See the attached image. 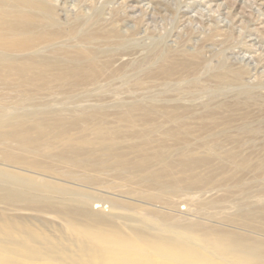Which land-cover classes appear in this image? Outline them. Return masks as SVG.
I'll return each instance as SVG.
<instances>
[{
    "label": "rangeland",
    "instance_id": "1",
    "mask_svg": "<svg viewBox=\"0 0 264 264\" xmlns=\"http://www.w3.org/2000/svg\"><path fill=\"white\" fill-rule=\"evenodd\" d=\"M156 2L128 19L126 5L142 4L66 0L46 28L40 9L22 18L37 37L0 38V233L25 236L30 264H82L64 238L88 225L71 217L137 241L222 229L264 243V0ZM37 173L52 187L8 176Z\"/></svg>",
    "mask_w": 264,
    "mask_h": 264
},
{
    "label": "bare ground",
    "instance_id": "2",
    "mask_svg": "<svg viewBox=\"0 0 264 264\" xmlns=\"http://www.w3.org/2000/svg\"><path fill=\"white\" fill-rule=\"evenodd\" d=\"M128 1L129 2L134 1L136 3H140L143 5V6L142 5H140V6H138V5L137 6L136 5H126V8L128 7L127 11H129V14L127 15L128 19H132V18L136 17L133 14L139 8L143 12H145V16L147 17L146 19H148L150 15H153L154 13L161 11L159 9L160 6L156 2L158 0H126V2H128ZM65 2H66V0H49V1H47V0H0V14H1V10H3V7L5 5H7L10 7L9 16L12 18V22H4L1 25V37L0 38L3 39L5 37L4 35L16 36V35H22V34H26V33H31L32 35H34V37H37L38 35L36 36L35 34L39 31L40 28L33 25L32 23H29V22H25L26 25H24L22 18L24 16H26L27 14H28L29 18L33 17L34 15L31 13V12H33L32 9L33 10L34 9H40V10L44 11L48 15V18H49V21L45 20V22H46V23H44L45 27L44 26L42 27V28H46L49 25H52L53 23H55V21H56V19H54L51 16V14L49 13L50 7L55 6V7L61 9L63 7V5L65 4ZM142 2H145V3H142ZM183 15H185V13ZM262 15H264V14H262ZM119 33H120V31H119ZM72 35L73 34L67 36V38L64 39L65 43L62 44L61 46H65V47L70 46V44L67 42L70 41V36H72ZM84 39L87 41H91V40H94L95 38L92 36H87ZM55 42L56 41L53 39H51L49 41L47 40V42H45V45L51 49L54 47ZM1 43H0V45H2ZM76 45H78V43ZM35 46H36V42L32 41V44H29L28 46H24V48L25 49H32ZM79 58H82V57H79ZM38 60H41V59H38ZM78 61H81V60L79 59ZM78 61H77V59L76 60L72 59V60H68L66 62L68 63V65L70 67H75L78 64ZM164 61L168 65L167 71L164 72V75H166V77H168V75H170L169 71H171L172 68L175 67L174 63H176V61H175V58L172 59L170 57H168V58L166 57ZM44 63H45V65L44 64H42V65L47 66V68L51 67L53 65V63H50V62L44 61ZM184 64H185V62H184ZM176 65H177V63H176ZM179 66H181V68H182L181 70H187V65H181L180 64ZM183 73H187V71H185ZM182 76L185 77L184 75H182ZM224 76L225 75L222 74V75H217L214 78L216 79L217 83L218 82L224 83L225 82L224 80H226L225 78H228V77H224ZM234 77L231 79L235 80ZM218 84H221V83H218ZM99 129H101V128H99ZM101 133H102V131H101ZM8 136H10V135H8ZM105 136L108 137V135H105ZM10 138H12V137L10 136ZM103 138H106V137H100V139L105 140ZM67 147H71V146L69 145ZM69 149H71V148H69ZM108 149H112V147H110V148L108 147ZM108 149L107 150L104 149V150L110 152ZM63 151H65V150H63ZM79 151H80V149H79ZM88 151H86V152H88ZM92 151H93V149H92ZM140 151H142V150H140ZM86 152H85V154H86ZM85 154L83 155L84 157L87 155H90V152L87 155H85ZM108 154H112V153H107V155ZM47 155L49 156L50 154H47ZM50 157L52 158V157H56V156H50ZM63 157H66V156L63 155ZM63 157H61V160H63V162L65 161L64 162L65 164H71V163H68L66 161L68 159L63 158ZM74 157L75 156L73 155V158ZM57 159H59V157ZM164 159H166V158L164 157ZM70 161H72V160H70ZM178 161H181V160H178ZM84 162L85 161H83V163ZM165 162H166V160H165ZM83 163L80 165H83ZM161 163H162V160H161ZM77 164H78V162H77ZM73 165H74V163H73ZM84 165H86V164H84ZM84 165H83V169L85 168ZM144 165L145 164H142V166H144ZM163 165H164V163H163ZM11 166H13V165H11ZM97 166H100V165H97ZM94 167H96V166H94ZM106 168L104 167V169H106ZM187 169L188 168H186V170ZM189 170L193 171L192 168H190ZM44 173H45V171H44ZM47 173H49V172L46 171L45 174H47ZM169 173L170 172H168V174ZM7 174L6 173L3 174L0 171V177L7 178ZM45 174L37 173V175L39 176L38 179H37V177L35 179L31 178V177H30L31 179L30 178L27 179L28 177L27 178L24 177L25 178L24 179L22 176H21L22 177L21 178V177L15 176V175L12 176L10 174L8 176L11 179V182L21 186L22 188H24V190H33L35 188H39V187H43V186L44 187L47 186V188H48V186H50L49 185L51 183L50 181H49L50 183L49 182L44 183L43 181H45L44 180L45 177L51 178L53 176L52 175L51 176L45 175ZM181 174H183V173H181ZM155 177L156 176H154V178ZM189 177H190V175H189ZM37 180H39L40 182H38ZM49 180H51V179H49ZM163 183H164V181H163ZM50 187H52V186H50ZM167 187H168V185H167ZM175 188L176 187H174L172 189H175ZM85 214L87 215L88 213H85ZM68 216H69V214H68ZM71 219L75 220V221L80 220L79 221L80 223L82 222V223H86L88 225V227L84 228V231H82L78 234L75 233L74 234L75 236H73L70 240L67 238H64V243L73 244L77 247L81 246V249L79 252L81 253L83 260H84L82 262V264H264V243L263 242L252 240L251 238H245V237L243 238L241 235H238L237 233L236 234L231 233L229 231L222 230V229L209 230V231L204 230L203 232L194 233L196 235L188 234L187 235L188 243L164 244V243H158V242L145 241V240H142L140 236H139L140 237L139 241L133 240L129 236L122 235L121 233H119L117 231H113L112 233L110 231H107L105 233V230H98V229H100L99 227L90 226L89 221L86 218L84 220L83 218L74 219L73 217H71ZM204 229H206V228H204ZM20 235L21 236H18V237L20 239H24L25 236L22 235V233ZM20 239H13V238L1 239V233H0V264H30L29 260H28L29 259V253H33V252H30L27 249H25L24 246L21 245V244H23L22 243L23 241ZM93 242H96V243H93Z\"/></svg>",
    "mask_w": 264,
    "mask_h": 264
}]
</instances>
